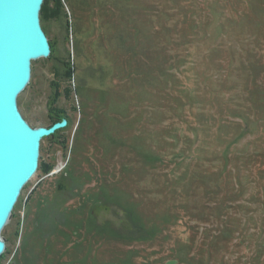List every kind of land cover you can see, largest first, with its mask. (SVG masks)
Segmentation results:
<instances>
[{"label": "rangeland", "instance_id": "obj_1", "mask_svg": "<svg viewBox=\"0 0 264 264\" xmlns=\"http://www.w3.org/2000/svg\"><path fill=\"white\" fill-rule=\"evenodd\" d=\"M36 12L15 107L44 135L0 264H264V0Z\"/></svg>", "mask_w": 264, "mask_h": 264}, {"label": "water", "instance_id": "obj_2", "mask_svg": "<svg viewBox=\"0 0 264 264\" xmlns=\"http://www.w3.org/2000/svg\"><path fill=\"white\" fill-rule=\"evenodd\" d=\"M39 0H0V231L24 184L38 167L40 138L23 121L15 98L30 72L27 54L45 43L36 7Z\"/></svg>", "mask_w": 264, "mask_h": 264}, {"label": "bare ground", "instance_id": "obj_3", "mask_svg": "<svg viewBox=\"0 0 264 264\" xmlns=\"http://www.w3.org/2000/svg\"><path fill=\"white\" fill-rule=\"evenodd\" d=\"M48 55H49V48H47V46H46L45 43H40L38 46H36L35 48H33L32 50H30V51L28 52V54H27V60H28L29 65H30L31 60H38V59H41V58H46ZM30 72H31V71H30ZM30 72H29V76H28V78H27V81L25 82L23 88L20 90L19 93H21V92L25 89V87L27 86V84L29 83V80H30ZM19 93H18V94H19ZM41 133H42L41 131H38V136H39L40 139L43 137V135H42ZM33 175H34V174H33ZM31 178H32V177H31ZM31 178H30V179H31ZM30 179H29V180H30ZM29 180H28V181H29ZM28 181H27V182H28ZM27 182H26V183H27ZM26 183H25V184H26ZM25 184H24V185H25ZM23 187H24V186H23ZM9 215H10V214H9ZM8 218H9V216H8ZM8 218L6 219L5 224L2 226L1 231H2V229L4 228V226L6 225V223H7V221H8ZM1 231H0V232H1ZM3 247H4V244H3V242H2V240H1V238H0V253H1Z\"/></svg>", "mask_w": 264, "mask_h": 264}, {"label": "trees", "instance_id": "obj_4", "mask_svg": "<svg viewBox=\"0 0 264 264\" xmlns=\"http://www.w3.org/2000/svg\"><path fill=\"white\" fill-rule=\"evenodd\" d=\"M69 93H71V90H67ZM66 95H70V94H66ZM68 120V119H67ZM71 126V122L68 120V125L65 127V131H68L69 130V127ZM51 169V168H50Z\"/></svg>", "mask_w": 264, "mask_h": 264}]
</instances>
